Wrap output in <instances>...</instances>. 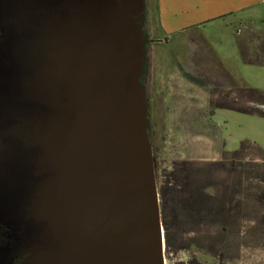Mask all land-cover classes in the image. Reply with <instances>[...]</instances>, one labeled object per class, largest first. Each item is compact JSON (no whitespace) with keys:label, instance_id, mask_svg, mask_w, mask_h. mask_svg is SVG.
<instances>
[{"label":"water","instance_id":"obj_1","mask_svg":"<svg viewBox=\"0 0 264 264\" xmlns=\"http://www.w3.org/2000/svg\"><path fill=\"white\" fill-rule=\"evenodd\" d=\"M15 1L19 36L46 46L0 51L2 218L39 224L30 264H164L143 0Z\"/></svg>","mask_w":264,"mask_h":264},{"label":"rangeland","instance_id":"obj_2","mask_svg":"<svg viewBox=\"0 0 264 264\" xmlns=\"http://www.w3.org/2000/svg\"><path fill=\"white\" fill-rule=\"evenodd\" d=\"M146 4L148 38L152 43L146 51L144 84L159 178L174 161H219L222 150L235 151L250 135L249 120L254 119L226 110L209 115L208 93L188 83L184 75L219 81L220 73L214 62L215 59L219 62L218 59L197 35L190 34L185 46L181 45L180 37L172 38L170 44L156 42L162 36L157 33L155 0H146ZM253 33L264 35L248 25L240 28L238 37L247 42ZM227 61L226 70L236 80L248 88L264 90V69L245 66L234 56H228ZM255 192L256 189L250 191V196ZM241 203L238 237L226 239L220 248L214 238L217 230L206 228L202 236L204 251L196 256L199 261L217 264L218 252H222L221 264H264V206L252 197L242 199ZM189 258L186 252L170 257L164 253V264H179Z\"/></svg>","mask_w":264,"mask_h":264},{"label":"trees","instance_id":"obj_3","mask_svg":"<svg viewBox=\"0 0 264 264\" xmlns=\"http://www.w3.org/2000/svg\"><path fill=\"white\" fill-rule=\"evenodd\" d=\"M235 42L244 65L264 67V35L253 33L247 42L237 35ZM214 62L220 73L219 81L184 75L188 83L208 93L209 115L226 110L264 119V93L248 88L216 59ZM148 137L159 194L164 253L170 257L186 252L190 254L189 260L179 264H204L196 256L204 251L202 236L206 228L217 230L214 238L221 248L222 242L240 233L242 199L252 197L264 206V151L255 143L241 141L235 151L222 150L219 161H174L157 178L149 118ZM253 189L256 192L250 196ZM194 235L198 238H192ZM217 257V264H221L223 253L218 252Z\"/></svg>","mask_w":264,"mask_h":264},{"label":"crops","instance_id":"obj_4","mask_svg":"<svg viewBox=\"0 0 264 264\" xmlns=\"http://www.w3.org/2000/svg\"><path fill=\"white\" fill-rule=\"evenodd\" d=\"M154 11L157 33L162 36L156 42L170 44L180 37L185 46L190 34L200 36L224 69L228 56L241 62L235 38L242 26L264 32V0H155ZM248 117L254 120H249L252 131L245 140L264 151V119Z\"/></svg>","mask_w":264,"mask_h":264},{"label":"flooded vegetation","instance_id":"obj_5","mask_svg":"<svg viewBox=\"0 0 264 264\" xmlns=\"http://www.w3.org/2000/svg\"><path fill=\"white\" fill-rule=\"evenodd\" d=\"M144 2V11L139 19L142 21V35L144 40L146 41V51L147 47L152 43L148 36L150 35L149 29L147 27L146 20V0ZM21 7L19 3L15 0H0V51L8 52L11 51L13 53L21 51H28L34 48H43L46 46V35L40 36L39 40L32 38L30 34H23L19 36V23L18 16H21V19L25 17L24 13H19ZM10 17L11 21L8 22L7 19ZM3 20L5 23L3 24ZM5 26H9L12 32V39L10 41L11 44H7L4 42L3 37L6 34ZM24 43L23 46L18 45V39ZM37 42H41L43 45L38 46ZM146 72L142 76V84H144V77ZM145 92H146V88ZM148 102V100H147ZM35 110H31L30 113H34ZM4 146L0 142V161L2 160V155L4 153ZM33 151L29 152L30 156H33ZM8 195L12 200V203L15 202L14 198V189L11 185H8ZM37 183L34 178H30V186L28 189L27 196H30L33 193V190ZM2 200V199H1ZM0 200V202H2ZM4 203V202H3ZM9 205L7 202L5 204L0 203V264H30L32 260H34L37 249L35 247V239L40 234V230L38 229V223H36L33 219H29L27 222V226L20 225L15 223H10L4 220L1 216L2 209H8ZM43 250H46V247L40 246Z\"/></svg>","mask_w":264,"mask_h":264}]
</instances>
